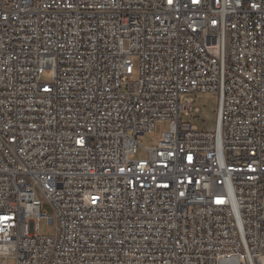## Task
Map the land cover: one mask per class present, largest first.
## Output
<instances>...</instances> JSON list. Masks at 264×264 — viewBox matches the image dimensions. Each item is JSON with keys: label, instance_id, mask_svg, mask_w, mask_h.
I'll list each match as a JSON object with an SVG mask.
<instances>
[{"label": "built area", "instance_id": "built-area-1", "mask_svg": "<svg viewBox=\"0 0 264 264\" xmlns=\"http://www.w3.org/2000/svg\"><path fill=\"white\" fill-rule=\"evenodd\" d=\"M206 92L219 94L214 131L191 121V95ZM162 121L171 129L134 159ZM261 252L264 0H0V257L260 264Z\"/></svg>", "mask_w": 264, "mask_h": 264}, {"label": "rangeland", "instance_id": "rangeland-1", "mask_svg": "<svg viewBox=\"0 0 264 264\" xmlns=\"http://www.w3.org/2000/svg\"><path fill=\"white\" fill-rule=\"evenodd\" d=\"M136 76L131 80H135L138 76V65L136 62L135 68ZM44 82L51 83L53 81L52 71L46 72L42 76ZM191 97L195 99L196 106L200 109V113L194 115L191 118V121L201 130L214 131L218 119V105H219V94L218 93H197L192 94ZM171 129V124L169 121H162L156 124L155 129L152 132H147L140 136L139 142L140 145L134 155V159H147L149 157L150 149H153L157 146L158 138L162 135L163 132L169 131ZM43 210L47 214H51L52 210L49 205H44ZM57 233L56 224H48L47 222L40 223L39 234L43 236H54ZM264 254V253H263ZM4 260L7 261V264H15V260L11 257H0V263Z\"/></svg>", "mask_w": 264, "mask_h": 264}, {"label": "bare ground", "instance_id": "bare-ground-1", "mask_svg": "<svg viewBox=\"0 0 264 264\" xmlns=\"http://www.w3.org/2000/svg\"><path fill=\"white\" fill-rule=\"evenodd\" d=\"M227 168H235V160H227ZM264 252H261L258 255V261L260 264H264ZM253 264H256V261L253 260Z\"/></svg>", "mask_w": 264, "mask_h": 264}]
</instances>
